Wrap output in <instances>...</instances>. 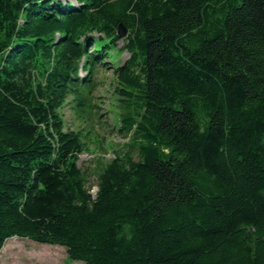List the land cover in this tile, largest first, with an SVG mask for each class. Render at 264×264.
<instances>
[{
    "label": "trees",
    "instance_id": "trees-1",
    "mask_svg": "<svg viewBox=\"0 0 264 264\" xmlns=\"http://www.w3.org/2000/svg\"><path fill=\"white\" fill-rule=\"evenodd\" d=\"M123 50L128 149L93 194L63 108ZM11 237L84 264H264V0H0V253Z\"/></svg>",
    "mask_w": 264,
    "mask_h": 264
},
{
    "label": "rangeland",
    "instance_id": "rangeland-1",
    "mask_svg": "<svg viewBox=\"0 0 264 264\" xmlns=\"http://www.w3.org/2000/svg\"><path fill=\"white\" fill-rule=\"evenodd\" d=\"M123 45L124 39L119 40L118 47ZM114 56L112 60L108 59L112 63H108V67L97 76L98 87L90 98L89 107L81 112L75 109L76 102L69 99L70 102L63 108L67 126L81 131L86 141V150L80 155L78 164L87 174L93 194L97 191V178L102 165L116 154L123 155L128 149L129 137L118 131L121 109L119 95L115 93L114 67L124 63L130 52L123 50L115 52ZM0 257L1 264H84L71 260L64 246L40 243L26 237L9 238Z\"/></svg>",
    "mask_w": 264,
    "mask_h": 264
},
{
    "label": "water",
    "instance_id": "water-1",
    "mask_svg": "<svg viewBox=\"0 0 264 264\" xmlns=\"http://www.w3.org/2000/svg\"><path fill=\"white\" fill-rule=\"evenodd\" d=\"M119 34L121 37H125L127 34V28L123 25H121L120 29H119Z\"/></svg>",
    "mask_w": 264,
    "mask_h": 264
},
{
    "label": "bare ground",
    "instance_id": "bare-ground-1",
    "mask_svg": "<svg viewBox=\"0 0 264 264\" xmlns=\"http://www.w3.org/2000/svg\"><path fill=\"white\" fill-rule=\"evenodd\" d=\"M2 264H3V262H2Z\"/></svg>",
    "mask_w": 264,
    "mask_h": 264
}]
</instances>
